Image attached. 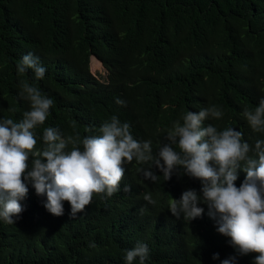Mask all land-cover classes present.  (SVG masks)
<instances>
[{"label":"trees","instance_id":"1","mask_svg":"<svg viewBox=\"0 0 264 264\" xmlns=\"http://www.w3.org/2000/svg\"><path fill=\"white\" fill-rule=\"evenodd\" d=\"M28 53L46 68L43 79L31 70L18 74ZM93 58L108 72L103 80L90 71ZM21 80L54 102L35 130L38 149L46 127L83 139L117 116L136 140L151 141L155 156L183 113L210 106L222 117L205 126L242 131L254 147L264 133L242 113L264 98V0H0V119L19 122L30 110ZM147 167L126 164L120 190L94 195L75 218L68 202L63 216L50 214L46 196L26 181L17 222L0 219V264H126V250L141 242L150 250L145 264H221L230 256L253 264L255 253L239 256L216 231L207 205L193 221L170 212L169 202L185 190L200 193L199 180L174 172L166 181L153 169L160 175L153 183L138 171ZM245 177L238 170L237 187ZM149 193L154 205L144 200Z\"/></svg>","mask_w":264,"mask_h":264},{"label":"clouds","instance_id":"2","mask_svg":"<svg viewBox=\"0 0 264 264\" xmlns=\"http://www.w3.org/2000/svg\"><path fill=\"white\" fill-rule=\"evenodd\" d=\"M28 70L36 80L46 74L39 57L32 53L24 55L17 64L18 74ZM19 95L30 104L23 119H0V219L5 223H16L24 211L20 201L29 192L26 181L32 184L37 196H46L44 207L50 214L63 216L64 202H68L75 218L91 204L94 195L112 197L117 193L125 165L135 159L148 165L138 171L153 183L160 176L153 169H158L166 181L174 172L199 180L200 193L188 189L180 199L169 202L172 215L178 220L193 221L205 213L200 204L207 205L216 231L230 238L236 253H255L253 264H264V139L256 140L253 147L243 140L242 131L232 127L220 131L210 123L205 126L204 121L222 117L221 110L210 106L199 112L183 113L182 123L178 120L168 130V143L155 156L151 141L136 140L130 125L121 123L117 116L102 124L99 135L83 139L78 135L64 138L57 128L46 127L43 147L38 149L35 130L45 124L54 102L24 80L20 81ZM116 103L123 105L124 101L117 98ZM242 115L254 132L264 133V98L254 110L245 108ZM69 144L71 150H67ZM241 169L246 177L237 187ZM130 190V186L124 187L125 192ZM144 200L156 203L150 193L145 194ZM149 255L148 245L141 242L126 250L124 259L126 264H135L137 259L139 264H145ZM219 258V253L213 255L214 260ZM236 261V256H230L221 264Z\"/></svg>","mask_w":264,"mask_h":264},{"label":"rangeland","instance_id":"3","mask_svg":"<svg viewBox=\"0 0 264 264\" xmlns=\"http://www.w3.org/2000/svg\"><path fill=\"white\" fill-rule=\"evenodd\" d=\"M90 71L92 74H94L99 79H104L108 75V72L105 70V68H102L101 62L97 60L95 62L94 58L92 62L90 63Z\"/></svg>","mask_w":264,"mask_h":264},{"label":"bare ground","instance_id":"4","mask_svg":"<svg viewBox=\"0 0 264 264\" xmlns=\"http://www.w3.org/2000/svg\"><path fill=\"white\" fill-rule=\"evenodd\" d=\"M169 197V196H168ZM155 259V258H154ZM167 261V260H166Z\"/></svg>","mask_w":264,"mask_h":264}]
</instances>
